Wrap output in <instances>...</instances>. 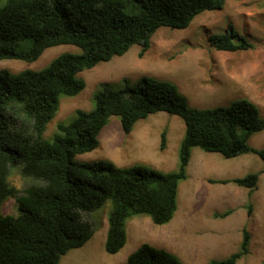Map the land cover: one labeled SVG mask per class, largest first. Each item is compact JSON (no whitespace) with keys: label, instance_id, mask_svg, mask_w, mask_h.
Segmentation results:
<instances>
[{"label":"trees","instance_id":"obj_1","mask_svg":"<svg viewBox=\"0 0 264 264\" xmlns=\"http://www.w3.org/2000/svg\"><path fill=\"white\" fill-rule=\"evenodd\" d=\"M224 7L225 0H0V61L32 64L49 48L80 49L58 56L40 71H0V208L14 199L18 209L17 216L0 213V264H60L94 235L83 215L108 203L105 250L110 255L126 246L130 219L146 215L157 226L169 224L194 148L225 159L256 154L264 161V148L250 146L251 138L264 131V119L253 102L241 99L230 107L196 109L174 83L150 77L96 93L90 111L78 110L73 121L57 126L52 139L45 138L62 97H76L86 89L80 73L122 57L134 46L141 47L142 58L160 29L185 30L204 12ZM208 43L219 52L253 48L233 26L210 35ZM161 112L185 123L176 172L76 161L100 146V135L112 117L120 119L129 135L139 122ZM166 146L164 131L160 150ZM17 167L31 182L23 190L9 182ZM216 183H233L252 193L259 175ZM250 244L251 235L244 230L239 250L210 264H238L250 254ZM126 264L182 263L169 251L143 244Z\"/></svg>","mask_w":264,"mask_h":264},{"label":"rangeland","instance_id":"obj_2","mask_svg":"<svg viewBox=\"0 0 264 264\" xmlns=\"http://www.w3.org/2000/svg\"><path fill=\"white\" fill-rule=\"evenodd\" d=\"M234 29L253 45L248 51L219 52L212 49L208 37ZM141 47L134 46L126 55L101 63L79 74L86 89L76 97H62L57 116L49 123L46 139H52L61 123L69 124L78 110L90 111L94 95L109 87L115 90L126 83L136 85L143 77L174 83L186 96L190 107L213 109L230 107L247 99L253 102L264 119V0H225L222 11L204 12L185 30L160 29L152 38V47L140 58ZM80 53L71 45L47 49L32 64L0 61V71L19 73L40 71L60 55ZM185 123L161 112L139 122L126 135L120 119L112 117L100 135V146L79 155L77 162H112L120 168L146 167L160 173L179 168V147ZM167 132V146L160 150L161 135ZM254 149L264 148V131L250 140ZM188 178L180 184L178 210L167 225L157 226L146 215L129 220L128 241L116 255L105 250L111 204L84 214V221L94 228V235L82 248L71 250L60 264H126L141 245L149 244L174 254L182 264H210L237 252L244 230L251 235L250 254L238 264H264V161L256 154L225 159L217 153L192 150ZM258 174L257 189L218 181L241 179ZM12 186L23 190L30 181L20 168L9 177ZM232 214L221 218L225 212ZM2 215L17 216L16 201L10 199L0 208Z\"/></svg>","mask_w":264,"mask_h":264}]
</instances>
